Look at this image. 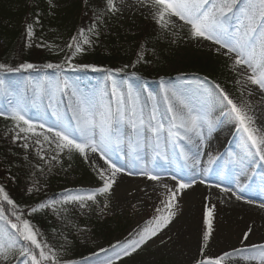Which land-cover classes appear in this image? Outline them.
I'll list each match as a JSON object with an SVG mask.
<instances>
[{
    "label": "snow or ice",
    "instance_id": "snow-or-ice-1",
    "mask_svg": "<svg viewBox=\"0 0 264 264\" xmlns=\"http://www.w3.org/2000/svg\"><path fill=\"white\" fill-rule=\"evenodd\" d=\"M83 3L88 6L89 0H83ZM48 4L50 8L57 6L54 0H48ZM134 5L137 12L146 10L160 29L173 38H178L186 26L190 39L215 45L216 54L227 58L228 68L235 73L233 82L240 86L237 89L240 99H234L221 83L208 76L197 75L191 80L181 77L175 83L160 76V91L157 93L149 90L146 84L135 87L131 78H142L136 71L127 73V64L122 68H108L92 63H73L77 55L87 51L85 46L94 44L93 38L99 39L102 34L100 26L106 24L105 17L119 14L123 18L125 8L133 7L126 5L125 0H119V3L118 0H104V6L95 15L92 25L87 29L80 28L71 37L66 45L70 54L60 63L37 65L24 62L16 67L0 63V74L40 68L55 70L54 77L45 75L40 82L33 83L29 79L23 91H13L0 75V86L8 97L5 106L0 108V117L12 122L7 133L11 142L23 141L20 147L34 148L48 171L54 163L62 162L61 154H67L69 159L73 154H79L86 163H90L102 182L92 189H66L60 199H49L28 208L29 215L51 208L59 216L68 212V205L91 210L89 202L99 205L97 197L110 195L121 173L160 182L161 173L167 169L158 166L157 161L176 164L180 170L170 177L175 181L174 187L166 183L161 185L165 197L161 200L163 209H156L157 215L147 222L149 226L130 233L123 241L117 240L107 248L101 247L98 252L91 253L95 260L89 257L63 258L57 248L39 238L42 235L39 229L25 218V210L0 184V264H119L124 258L131 257L167 227L176 215L173 209L177 196L197 183L194 176L186 180L180 172L200 164L199 157L203 155L206 140L205 129L210 137L221 124H234L233 134L237 137L239 151L229 153L225 167L235 165L241 175L251 168L252 175H256L254 164L264 162V132L256 127L257 117L253 114L250 99H247L258 91L264 101V0H134ZM36 22H39V17ZM26 34L30 47L33 24L26 25ZM172 42L175 43V39ZM142 60L143 46L132 67ZM66 68L102 72L104 85L99 90L83 91L65 75ZM120 73H125L122 79L117 78ZM249 86H256L255 90ZM29 87L32 88L31 97L27 95ZM65 96L67 106L62 109L60 105L65 102ZM44 97L47 98L46 107L43 106ZM33 108L36 109L34 116L31 113ZM48 109H51L50 115ZM216 111L219 116L213 119L212 113ZM148 150L151 151L150 162H146ZM90 155H97L103 166L90 159ZM180 158L183 159L182 164ZM217 159L219 157L208 154V167L203 169L205 175ZM35 167L41 173L45 171L41 164ZM231 171L228 169L229 173ZM221 174H225L224 169H221ZM260 175V190L264 192V173ZM251 178L248 176L249 180ZM199 182L206 183L205 180ZM38 184L39 181H35L27 191H39ZM209 187L229 194V198L234 196L237 201L255 203L252 199L245 200L242 194L243 189L249 187L247 184H237L236 191L220 183ZM211 196L209 193L206 200L210 201ZM108 204L106 199L100 211L103 212ZM215 207L214 203L205 204L204 223L207 228L202 234V247L199 249L202 258L195 260V264H224L226 258L235 255L264 264V243L243 244L252 234V227L242 233V247L218 255L205 253L213 232ZM259 207L264 209V203ZM63 239L65 243L60 247L66 254L71 242L67 236ZM100 253L105 254L102 259Z\"/></svg>",
    "mask_w": 264,
    "mask_h": 264
},
{
    "label": "rangeland",
    "instance_id": "rangeland-1",
    "mask_svg": "<svg viewBox=\"0 0 264 264\" xmlns=\"http://www.w3.org/2000/svg\"><path fill=\"white\" fill-rule=\"evenodd\" d=\"M15 1L18 5L31 4L29 0ZM44 1L50 16L63 23H52L51 21L53 20L44 23L41 20L42 17L44 18V15L42 13H40V15L38 14L39 22H36L35 24L31 22L34 26V35L31 39L30 47L28 46L29 40L27 38L25 27V49H32V47H34L36 50L39 49L45 52L55 62L60 63L65 59V56L70 54L66 45L69 43L71 37L75 35L80 28L87 29L92 25L95 20V15L98 14L104 6V0H89L88 6H85L83 0H54V3L57 5L55 8H50L48 0ZM125 4L133 5V7L125 8L123 18H120L119 14H117V16L105 17L106 24L100 26L102 34L99 39L93 38L95 40L94 44L91 47L85 46L87 51L84 54L77 55L73 59V63L94 64L93 59H90V55L91 53L99 52L102 56L117 59L119 65L123 67L126 64L129 65L127 68L128 73L133 71L138 72L142 79L137 80L136 77L131 78L135 87H141L146 84L149 90L159 93L160 76H164L172 83L177 82L178 78L181 77L184 80L194 79V76L190 75L191 73L184 72L187 65L193 66L194 64H197L204 66L208 64V59L212 58L213 62L209 63V66L212 65L213 68L216 64H218V66H220L219 64H225V66L222 67L223 71L221 72V75L219 74L217 77H214L209 74V78L221 83L234 99H240V93L237 90L240 86L233 82L235 73L231 72L228 68L229 61L227 58L216 54L215 45L209 41L190 39L188 37L186 26L183 31H181L178 38H173L169 33H165L160 29L159 25L150 15H148L146 10H140L137 12V6L134 5V0H125ZM145 16H147V18H145ZM150 35H156L158 39L162 41V47L150 49V45L147 41V38ZM173 39H175V43L172 42ZM41 45L44 46L42 47ZM141 46H143L144 50V60L135 64V67H132V64L136 61L137 53L141 51ZM146 66H154L158 71L150 76L146 72ZM218 68L221 69L220 67ZM100 74V79H95L90 76L87 86L85 87L83 86V82H78V79L72 74L71 69L68 68L65 70V75L68 76L70 81L77 83L78 87L86 92L99 90L103 87L104 73L101 72ZM45 75L54 77L55 72L52 74L33 76L30 79L33 83H37L42 81ZM123 77L124 75L117 76L118 79H122ZM176 77L177 79H175ZM249 87L255 90L256 86ZM23 89L24 88H17L19 91H23ZM28 92L32 95L31 87L27 89V94ZM247 99H250L253 106V114L257 117L256 127L264 132V126L259 120V114L264 111V101L261 99V93L256 91L253 96L247 97ZM64 101L65 102L60 105L62 109L67 106L66 96L64 97ZM0 106L3 107L4 105ZM43 106H47L46 97L43 99ZM48 111L50 115L51 109H48ZM31 112L34 116L36 114V109H31ZM218 116V111L212 113L213 119ZM1 122L4 124H2V130H0V132L4 131V133H6L12 127V122L9 119L0 117V124ZM49 122H51V120ZM223 124L218 126L216 130L211 133L210 137L207 135V130L205 129L206 140L203 148V155L199 157L200 164L195 167L199 173L197 176H194L197 182L205 180L206 183H204V185L210 186L218 183L213 179L208 180L203 173V169L208 167L207 161L209 153L214 157H219V159L211 165V171L208 172V174L215 176L221 173V167L219 165L221 158L223 157L224 160H229L230 152L239 151L237 137L233 134L235 132L234 124H228V131L222 129L224 127ZM18 143H23V141H19ZM32 151L36 154L34 148H32ZM148 151L149 156L146 162H150L151 160V151ZM49 155H51V153H49ZM62 155L65 154H61V156ZM90 159H95L98 164L103 166V161L99 160L97 155H90ZM256 159L258 161L259 158L257 157ZM158 162L159 161H157V163ZM180 163H183L182 158H180ZM189 163H191V161H189ZM87 164L89 168L92 169L90 163ZM79 165L80 164H78L76 160L69 161L66 164L63 175V185L67 187L66 189L95 188L94 186H91L86 180V177L83 176L82 169ZM254 166L264 167V162L256 163ZM190 169L193 168H185L184 170ZM161 175L162 181L157 182L150 181L146 177L128 176L126 172L121 173L117 176L116 183L113 185L112 193L108 196L97 197L100 201L99 205L89 202L91 210H81L78 205H70L73 212H76L78 220H82V222L79 221L80 225L78 224L77 226L81 245L83 247L93 248V251L98 252L101 247L107 248L117 240H122L124 237H128L130 233L138 232L140 229L148 227L149 225L147 222L157 215L156 209L158 207L163 209L161 200L165 197L162 195L164 189L161 185L166 183L172 187L175 186V181H172L170 178L173 174L161 173ZM255 179L256 182L253 183L258 187V179ZM248 183L249 182H247V184ZM37 187H39L40 190L34 191L36 194H51L55 191L53 187L47 185H39ZM193 187L184 190L183 193L177 196L175 208L173 209L176 215L172 218V221L167 227L159 232L156 237H153L148 244L142 246L137 253L133 254L131 257L124 258L119 264H195V260L202 258L199 254V249L202 247V234L207 228L204 223L205 209L198 212L194 234L192 233L193 237L196 239V246L198 247V251L195 255H190V245H186V241V243H183L181 241L182 238L179 239L175 230H173V226L181 220L185 209L192 202L193 192H195ZM233 191L236 190L233 189ZM242 194L244 196L248 195L245 192ZM61 197L62 196H58L56 199H60ZM106 199L109 201L108 207L101 212L100 209L103 208ZM247 199L248 197L245 196V200ZM27 216L29 215L26 214V217ZM217 219L218 216L213 212V232L209 246L205 249V253L208 255H218L220 251L218 252L217 249L213 248L217 243L219 245L223 244L228 248L242 247V233L247 229L243 227L240 229H238V227L229 228L227 225L221 224ZM106 221H114L113 226L116 228V234L110 242L106 238L97 236L98 233L94 227L95 224H101ZM184 239L189 241L192 240L191 235H187ZM253 243H264V239L260 235L258 236L257 233L252 232L249 239L243 241V244L247 245ZM57 250L61 252L63 258H76V256L73 257L72 254L67 253V250L66 254L62 250ZM228 260H233L234 264H259V261L244 259L243 255H235L226 258L224 264H226V261Z\"/></svg>",
    "mask_w": 264,
    "mask_h": 264
},
{
    "label": "trees",
    "instance_id": "trees-1",
    "mask_svg": "<svg viewBox=\"0 0 264 264\" xmlns=\"http://www.w3.org/2000/svg\"><path fill=\"white\" fill-rule=\"evenodd\" d=\"M31 4L18 5L15 0H0V63H7L13 67L18 66L20 63L29 62L37 65H43L45 63H57L50 58L45 52L41 50L25 49V27L29 23H36L38 14L42 13V22L47 23L50 20L52 23L62 24L60 20L52 18L48 13L44 0H29ZM156 35H150L147 41L150 45V49L162 47V41L158 39ZM90 59H93V63L100 67L108 68H122L119 65V61L113 57H105L99 52L91 53ZM206 65H187L184 72L191 73V76L195 78L199 76L214 77L221 75L222 67L225 64H216L209 66V63L213 62V59H208ZM208 66V67H207ZM220 67L221 69H219ZM148 75L155 74L158 69L154 66L145 67ZM218 68V69H217ZM68 69V68H66ZM65 69V70H66ZM128 69H126L127 72ZM54 69H29L22 70L20 73H7L0 74L5 79V82L16 91L17 88H24L26 80L33 76H41L42 74H52ZM72 74L78 79V82H83V86H87L88 79L92 76L95 79H100L101 72H94L91 69L87 70H73ZM128 73V72H127ZM118 75H125L120 73ZM190 77V76H184ZM177 79V77L175 78ZM190 79V78H189ZM29 94V95H28ZM28 96L31 97L30 92ZM8 97L3 93V87L0 86V105L6 104ZM3 106V107H4ZM0 108H2L0 106ZM32 113V112H31ZM0 124V130L2 127ZM9 130L4 133L0 132V184H3L5 190L8 192L11 199L15 200L16 203L25 210V217L28 214L27 209L35 206L40 202L47 201L49 199H56L58 196H63L66 186L63 185L64 169L69 161L76 160L80 164L83 176L91 186L98 187L102 183L96 173L89 168L88 164L83 160L79 154H73L71 159L68 155H62L60 157L61 163H54L51 171L47 170V165L43 161L39 160V157L30 149H24L19 145L22 143L13 144L10 140V134H7ZM10 149V151H9ZM27 156V159L25 157ZM36 164L44 166L45 171L41 173L39 169L35 167ZM4 176V177H3ZM35 181H39L37 186L47 185L54 188V192L51 194H36L28 192L27 189L33 186ZM68 190H78L69 188ZM10 207V206H9ZM33 226L39 229L42 234L39 238L41 240H47L53 247L62 250L60 246L64 245L63 237L67 236L71 242L70 246L66 248L67 253L76 256L75 259H81L82 257H89L95 260L96 257H92L91 253L95 252L89 247H83L81 245V239L78 236L77 226L80 225L82 220H78L76 212H73L70 205H68V212L61 213L59 216L56 215L51 208L40 210L36 213H32L27 216ZM77 218V219H76ZM114 221H106L104 223L95 224L94 227L97 236L106 238L109 242L114 238L116 234V228H114ZM129 237V236H128ZM128 237H124L121 241ZM104 253H100V258L104 257Z\"/></svg>",
    "mask_w": 264,
    "mask_h": 264
},
{
    "label": "bare ground",
    "instance_id": "bare-ground-1",
    "mask_svg": "<svg viewBox=\"0 0 264 264\" xmlns=\"http://www.w3.org/2000/svg\"><path fill=\"white\" fill-rule=\"evenodd\" d=\"M259 120L264 126V111L259 114ZM228 124L229 122H225L222 129L228 131ZM163 167L166 168L167 171L162 173L166 174H177L180 171L176 166ZM221 169H224V175H222L221 173L215 176H212L208 173L204 175L208 178V180L213 179L215 182L220 183L223 187H231L234 190H237V184L245 185L247 184V182H249L247 184L249 185V187L244 188L245 190L243 189V192L247 193L248 195L245 196L248 197V199L254 200L255 203L248 204L244 200L237 201L234 196L229 198V194L220 193V190L217 188H210L208 185L197 182V184L193 187V190L195 192H193L192 202L185 209L181 220L173 226V230H175L178 238H182L181 241L183 243L187 242L186 245H190L191 256L195 255L198 251V247L196 246V239L193 237L197 214L200 210H204L205 204L208 203H214L216 205L214 214L218 216L217 221L219 220L221 224L227 225L229 228L238 227V229L242 227L246 229L248 227H252L253 232L257 233L258 236L260 235L264 239V209H261L259 207L260 203H264V192L260 190V185L262 182L261 175L259 177H256L255 175L252 176L251 172L241 175L233 168H230L232 169V171L231 173H228L229 168L226 167L220 168V172ZM259 172L264 173V168L260 169ZM198 173V170L196 168H193L190 170H183V172H180V175L184 176L187 180L189 177L197 176ZM229 174H231L232 176ZM248 176L252 177L251 180L248 179ZM255 178L258 179V187H256L253 183L256 182ZM209 193L212 194L210 201L206 200V197L209 195ZM187 235H191L192 240L189 241L184 239ZM215 247L213 248L217 249L218 252L220 251L219 254L233 249V247L228 248L225 245H219L218 243L217 245H215ZM226 264H234V262L233 260H228L226 261Z\"/></svg>",
    "mask_w": 264,
    "mask_h": 264
}]
</instances>
